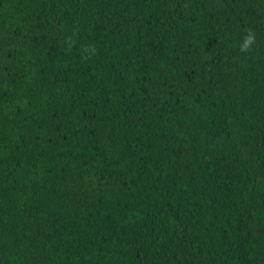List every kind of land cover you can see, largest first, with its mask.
Wrapping results in <instances>:
<instances>
[{"label":"trees","instance_id":"1","mask_svg":"<svg viewBox=\"0 0 264 264\" xmlns=\"http://www.w3.org/2000/svg\"><path fill=\"white\" fill-rule=\"evenodd\" d=\"M0 264H264V0H0Z\"/></svg>","mask_w":264,"mask_h":264},{"label":"clouds","instance_id":"2","mask_svg":"<svg viewBox=\"0 0 264 264\" xmlns=\"http://www.w3.org/2000/svg\"><path fill=\"white\" fill-rule=\"evenodd\" d=\"M253 39H254V37L250 34V35L245 39L243 47H244V48H248V47L252 44Z\"/></svg>","mask_w":264,"mask_h":264}]
</instances>
